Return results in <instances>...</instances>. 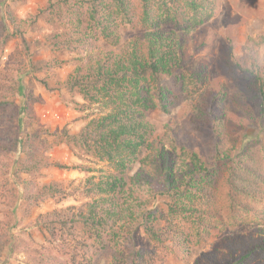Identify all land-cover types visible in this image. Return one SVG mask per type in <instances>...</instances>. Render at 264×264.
Here are the masks:
<instances>
[{
    "label": "rangeland",
    "instance_id": "rangeland-1",
    "mask_svg": "<svg viewBox=\"0 0 264 264\" xmlns=\"http://www.w3.org/2000/svg\"><path fill=\"white\" fill-rule=\"evenodd\" d=\"M209 1L214 9L203 26L190 32L183 27L191 28L185 21L164 27L167 35L175 33L180 42L182 49L176 47V52L184 70L190 74L201 71L203 83L185 92L172 80L168 88L175 97L170 111L151 110L146 117L153 126L151 142L163 143L177 168L190 164L193 154L216 174L213 189L205 185L211 197L197 209L212 218L207 223L211 234L200 243L192 239L189 254L179 258L170 252L169 235L166 246L158 248L141 228L132 247L158 250L161 262L154 264H240L238 260L253 246L264 244V89L259 82H264V0ZM61 2L0 0V264H82L91 250L78 246L84 232L77 228V234L68 237L60 225L87 212L91 200L84 189L91 176L113 173L108 163L70 145L64 137L65 133L78 135L108 110L87 103L78 90L68 86L77 67L95 64L88 54L95 56L105 47L98 42L92 52L79 54L53 47L55 37L64 31L53 16L65 10H60ZM119 33L121 46L112 48L118 56L133 42L142 43V33L136 28H122ZM209 105L216 107L217 122L210 115L198 116L197 107ZM20 127L24 134L42 141L34 160L39 166L21 178L35 180L39 191L56 186L54 198L38 203L21 197L22 186L11 175L13 162L25 161L22 151L19 155L11 151L12 138L17 131L21 133ZM239 150L244 151L241 163ZM13 183L16 192L12 194ZM158 190H163L161 183ZM247 190L253 192L251 197L244 196ZM143 197L148 208L160 201L168 210L161 195L157 202ZM242 204L252 214L234 220ZM123 244L120 250L109 247L95 253L92 264H116V258L128 252ZM243 263L264 264V252L255 251L252 260Z\"/></svg>",
    "mask_w": 264,
    "mask_h": 264
},
{
    "label": "trees",
    "instance_id": "trees-1",
    "mask_svg": "<svg viewBox=\"0 0 264 264\" xmlns=\"http://www.w3.org/2000/svg\"><path fill=\"white\" fill-rule=\"evenodd\" d=\"M59 7L65 10L53 16L64 31L55 37L54 48L79 54L92 52L98 42L105 47L95 56L88 54L89 58L95 59V64L77 67L68 86L78 90L87 103L108 110L107 114L92 119L78 135L65 133L64 137L70 145H78L86 154L108 163L113 169L111 174L100 178L91 176L87 180L84 190L91 200L86 205L87 212L68 222L63 221L60 226L68 237L77 234V228L84 232L80 237L83 242L78 240V246L91 250L84 255L82 264H92L95 253H104L109 247L124 248L123 243L127 244L128 252L117 257L116 264L161 262L158 250L146 252L132 247L135 234L141 228L158 248L166 246L169 235L170 252L185 258L192 239L200 243L205 235L211 234V225L207 223L212 218L197 209L211 197V191L208 194L205 185L213 189L216 174L200 164L193 154L189 156L190 164L177 168L165 145L158 140L151 142L153 126L146 113L170 111L175 97L168 88L172 80L185 92H189L190 87H197L199 82L203 83L201 71L190 74L184 70L183 60L176 52V47L182 49L180 42L175 33L167 35L164 27L171 23L182 25L181 21L189 23L191 28L183 26L188 32L201 27L211 19L213 4L209 0H62ZM130 27L142 33V43L133 42L118 56L112 48L121 46L120 29ZM107 44L110 50H107ZM259 82L263 90L264 82ZM197 109L202 119L210 116L215 119L216 107L198 106ZM20 129L21 133L17 131L12 138L11 151L18 155L22 151L25 161H14L11 175L22 186L21 197L29 201L35 199L38 203L54 198L56 186L39 191L35 180L21 178L22 174L30 176L32 168L39 166L40 162L34 160L39 155L42 141ZM220 129L221 126L216 132L220 133ZM236 154H243L238 159L239 163L243 162L244 151L239 150ZM56 166L69 170L61 164ZM5 183L9 185L7 181ZM160 183L163 190H158ZM10 187L14 189L12 194L16 192L14 183ZM252 193L247 190L244 196L251 197ZM158 195L167 200L168 210L162 208ZM143 196L158 202L148 208L149 202H143ZM239 208L242 211L235 214L234 220L243 214H252L246 204L236 209ZM162 224L165 225L161 227ZM166 227L168 230L164 232ZM252 248L244 259L238 260L240 264L247 258L252 260L255 251L264 252L262 243ZM74 258L77 263V257Z\"/></svg>",
    "mask_w": 264,
    "mask_h": 264
}]
</instances>
